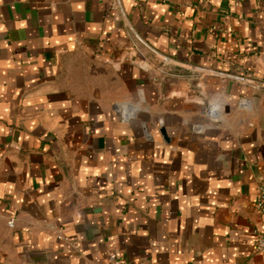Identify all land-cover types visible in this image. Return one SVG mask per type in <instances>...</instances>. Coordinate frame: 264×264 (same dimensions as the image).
<instances>
[{"label": "crops", "instance_id": "crops-1", "mask_svg": "<svg viewBox=\"0 0 264 264\" xmlns=\"http://www.w3.org/2000/svg\"><path fill=\"white\" fill-rule=\"evenodd\" d=\"M262 181L264 0H0V264H264Z\"/></svg>", "mask_w": 264, "mask_h": 264}, {"label": "built area", "instance_id": "built-area-1", "mask_svg": "<svg viewBox=\"0 0 264 264\" xmlns=\"http://www.w3.org/2000/svg\"><path fill=\"white\" fill-rule=\"evenodd\" d=\"M255 207L264 215V181L259 185V195ZM255 248L258 252H264V231L256 233ZM107 261L109 264H123V262L113 253L108 256Z\"/></svg>", "mask_w": 264, "mask_h": 264}, {"label": "water", "instance_id": "water-1", "mask_svg": "<svg viewBox=\"0 0 264 264\" xmlns=\"http://www.w3.org/2000/svg\"><path fill=\"white\" fill-rule=\"evenodd\" d=\"M160 131H161L163 137H164L165 139H167L164 128H161Z\"/></svg>", "mask_w": 264, "mask_h": 264}]
</instances>
